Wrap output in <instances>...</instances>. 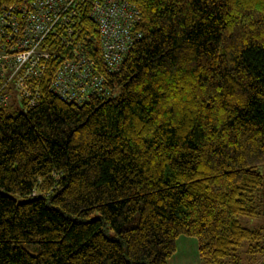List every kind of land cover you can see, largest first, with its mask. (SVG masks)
<instances>
[{
    "label": "trees",
    "instance_id": "1",
    "mask_svg": "<svg viewBox=\"0 0 264 264\" xmlns=\"http://www.w3.org/2000/svg\"><path fill=\"white\" fill-rule=\"evenodd\" d=\"M125 1L139 37L114 69L80 13L104 96L51 92L55 43L38 103L0 107V264H167L180 236L200 264H257L264 227L239 218L264 219V0Z\"/></svg>",
    "mask_w": 264,
    "mask_h": 264
},
{
    "label": "built area",
    "instance_id": "2",
    "mask_svg": "<svg viewBox=\"0 0 264 264\" xmlns=\"http://www.w3.org/2000/svg\"><path fill=\"white\" fill-rule=\"evenodd\" d=\"M89 7L100 37L103 62L118 67L134 39L138 19L135 7L125 0H20L0 15V107L17 93L26 107L38 102L37 90L25 87L29 78L43 75L49 61L58 58L51 45L69 49L62 56L50 82L53 94L68 103L80 105L92 94L104 96L102 78L93 74L79 38L80 13Z\"/></svg>",
    "mask_w": 264,
    "mask_h": 264
},
{
    "label": "crops",
    "instance_id": "3",
    "mask_svg": "<svg viewBox=\"0 0 264 264\" xmlns=\"http://www.w3.org/2000/svg\"><path fill=\"white\" fill-rule=\"evenodd\" d=\"M193 238H188L184 236H180L177 239V249L175 254L169 258L167 261V264H173L175 261L176 264H187L188 262H191V264H200V259L198 256V251H197V243H195ZM187 242H190V244H194L195 248L191 253H193V256H190L186 252V246ZM192 242V243H191ZM187 256V258H186ZM264 260V256L257 262V264H261L262 261Z\"/></svg>",
    "mask_w": 264,
    "mask_h": 264
},
{
    "label": "rangeland",
    "instance_id": "4",
    "mask_svg": "<svg viewBox=\"0 0 264 264\" xmlns=\"http://www.w3.org/2000/svg\"><path fill=\"white\" fill-rule=\"evenodd\" d=\"M239 221H240L242 226L249 228V229H256V228L264 227V219L263 218L248 219L245 217H240ZM193 241L196 243V240H193ZM194 248H195L194 244L191 245L190 242H187L186 252L188 255L193 256V253H191V252L193 251ZM186 258H187V256H186ZM175 262L173 264H176ZM187 264H191V262H188Z\"/></svg>",
    "mask_w": 264,
    "mask_h": 264
},
{
    "label": "water",
    "instance_id": "5",
    "mask_svg": "<svg viewBox=\"0 0 264 264\" xmlns=\"http://www.w3.org/2000/svg\"><path fill=\"white\" fill-rule=\"evenodd\" d=\"M261 264H264V261H262V263Z\"/></svg>",
    "mask_w": 264,
    "mask_h": 264
}]
</instances>
